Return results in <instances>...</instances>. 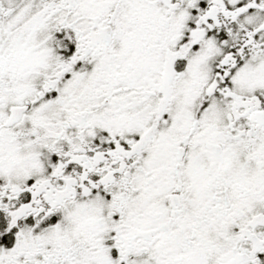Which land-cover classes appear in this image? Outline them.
Segmentation results:
<instances>
[{
  "label": "flooded vegetation",
  "instance_id": "flooded-vegetation-1",
  "mask_svg": "<svg viewBox=\"0 0 264 264\" xmlns=\"http://www.w3.org/2000/svg\"><path fill=\"white\" fill-rule=\"evenodd\" d=\"M0 264H264V0H0Z\"/></svg>",
  "mask_w": 264,
  "mask_h": 264
}]
</instances>
